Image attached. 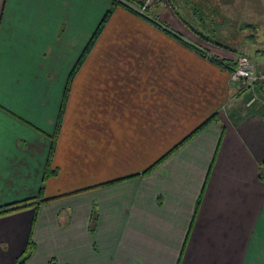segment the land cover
I'll use <instances>...</instances> for the list:
<instances>
[{"label": "crops", "instance_id": "crops-1", "mask_svg": "<svg viewBox=\"0 0 264 264\" xmlns=\"http://www.w3.org/2000/svg\"><path fill=\"white\" fill-rule=\"evenodd\" d=\"M105 7L112 13L65 95ZM156 12L113 0H0V205L50 198L26 264H264V112H247L251 92L232 83V50L203 39L167 0ZM63 98L58 171L43 179ZM33 214L0 215V264H18Z\"/></svg>", "mask_w": 264, "mask_h": 264}, {"label": "rangeland", "instance_id": "rangeland-1", "mask_svg": "<svg viewBox=\"0 0 264 264\" xmlns=\"http://www.w3.org/2000/svg\"><path fill=\"white\" fill-rule=\"evenodd\" d=\"M178 2L183 5V8H190L195 5L201 10L206 21V27H203L193 16L189 19L198 22L195 25L203 29L206 34L209 33L213 39L234 49L236 51L234 52L235 61L240 54H245L251 58L257 69H262L264 66V0H178ZM165 5L166 0H150L149 2L145 0L143 4L137 2L130 4V8L154 18L157 15L156 11ZM106 7L93 25L91 33L97 28V24L106 13ZM44 74L46 76H42L43 81H50L54 78V72H44ZM33 87L40 89L37 85ZM53 88L50 86L49 90ZM255 89H249V91L253 90L249 96L252 97L255 93L259 96L264 95L261 84H257ZM34 93L36 94V91ZM24 94L31 95L33 92L31 88L29 92L25 88ZM260 108L264 107L259 105Z\"/></svg>", "mask_w": 264, "mask_h": 264}, {"label": "trees", "instance_id": "trees-1", "mask_svg": "<svg viewBox=\"0 0 264 264\" xmlns=\"http://www.w3.org/2000/svg\"><path fill=\"white\" fill-rule=\"evenodd\" d=\"M113 1L114 2L115 1H121V2H123L124 4H126V5H128L130 7V4L132 5V3H135L136 4V2H137L139 4H143L145 0H113ZM167 1H169V5L174 10V12L178 15V17L186 25H188L193 31H195L196 33H198L203 39H205L208 42L216 43V45H222L226 49H229V50H232L233 52H236L230 46L225 45L222 42H218L217 40L213 39L209 33L206 34V32L203 29H198V27L195 26V23H198L199 22L203 27H206L205 18L203 16V14L201 13V10L198 7H196L195 5H193L190 8H183V5L179 4L178 0H167ZM175 3H177V4H175ZM179 6H180V8H179ZM181 9H183V10H181ZM136 11L139 12L138 10H136ZM111 13H112V8L110 7L106 11V13L104 14V16L101 19V21L99 22L96 30L93 32V34H92V36H91V38H90V40H89L86 48L84 49L83 53L78 58L77 64H76V68L74 69V71H72L71 75L69 76L65 95L67 94V90L69 89L70 81H71V79L73 77V74L75 73V70L77 69L79 63L82 61L83 57H85V55L87 54V52L90 50L91 46L93 45V43L95 42L97 36L99 35V33L101 32V30L103 29V26L106 23V21L109 18V16L111 15ZM192 16H193V18L195 20H198V22H193L192 20H190L189 18H192ZM154 18H155V16H154ZM202 52L204 54H207L206 51H202ZM211 58L214 59V60H219V61L223 62L222 60H220L219 58H216L214 56H211ZM235 64H236V61H233V62L230 61V63H227L226 65L228 67H230L231 69H233L234 66H235ZM243 90H240V92H244ZM249 97L250 96H248V99H249ZM248 99H247V101H248ZM247 101H245V102L247 103ZM64 104H65V102H64V98H63L62 108L60 110V113H59V116H58V119H57L56 130H55V134L53 136L54 138H53L52 143H51V146H50L49 156H48L46 168L44 170L43 179H46L50 175H54L58 171L57 167L52 168L50 164H51L52 155H53V152H54V149H55V137H56V135H57V133H58L61 125H62V118H63V113H64ZM254 111H259V112L263 113L264 112V108L257 109L255 106H248L247 107V112H254ZM245 114L240 113V115L238 116V118H236V121L240 120L242 118V116H244ZM214 118H216V114H213L212 116H210L208 118V120H206V122L209 121V120H211V119H214ZM206 122H204V123H206ZM202 125H200L198 128H196L190 134H188L180 143H182L188 137H190L195 131H197L200 127H202ZM180 143H178L177 145H179ZM171 151L172 150L168 151L165 155H168L169 153H171ZM165 155H163L157 162H155V164L158 163L161 159H163V157H165ZM214 160H215V156H214V158H213V160L211 162V165L209 167V171L207 173V176H206V179H205V182H204L202 191H201V193L199 195V198L197 200V204H196V207H195V213H194L193 219H192V221L190 223V228H189V230L187 232L186 239H185L183 248L181 250V254H182V252L184 250V247H185V244L187 242V238L189 236L190 229H191L192 224L194 222V219H195V215H196L198 206H199V204H200V202L202 200L203 193H204V189H205V186H206V183H207V179L209 177V174L211 172V168H212V165L214 163ZM262 164H264V161L262 162ZM150 169H151V167L147 168L145 171H149ZM259 176H260V178L262 180H264V171H263V169H260ZM43 188H44V186H42L41 189H40V195L43 193ZM48 199H50V198L43 197L40 200H33L32 198H30V199L27 198V199H24L22 201H16V202H11V203H6V204L0 205V215H4V214H7V213H10V212H13V211H16V210L25 208V207H29V206H32L34 208V214H33V218H32V224H31V228H30L28 240H27V243H26V246H25L24 250L21 252V254L17 258L18 264H26V261L32 255V253L34 252V250L36 248V242H35L34 237H33L34 226H35V223L37 221V216H38V212H39L41 203L44 202V201H46V200H48ZM93 218H92L93 221L96 222L97 221V218H98L97 212H94ZM94 226H92V228L90 230L93 231L94 230V228H93Z\"/></svg>", "mask_w": 264, "mask_h": 264}, {"label": "built area", "instance_id": "built-area-1", "mask_svg": "<svg viewBox=\"0 0 264 264\" xmlns=\"http://www.w3.org/2000/svg\"><path fill=\"white\" fill-rule=\"evenodd\" d=\"M150 0H148L149 2ZM232 83L240 89L256 90L257 84H261L264 91V66L261 70L257 69L254 62L245 54H240L236 60V64L232 69ZM253 90H250L253 91ZM247 106L264 107V95L259 96L255 93L250 96L247 101Z\"/></svg>", "mask_w": 264, "mask_h": 264}, {"label": "snow or ice", "instance_id": "snow-or-ice-1", "mask_svg": "<svg viewBox=\"0 0 264 264\" xmlns=\"http://www.w3.org/2000/svg\"><path fill=\"white\" fill-rule=\"evenodd\" d=\"M18 2H22L25 5H44L46 3L51 2V0H18ZM31 23L32 18L30 16H27V14L24 17L20 18V21L18 22V29L20 31V35L22 36V39L24 42H26L30 35V29H31ZM2 27H0V39H2ZM3 92V48L2 44H0V94ZM0 135H2V127H0Z\"/></svg>", "mask_w": 264, "mask_h": 264}]
</instances>
